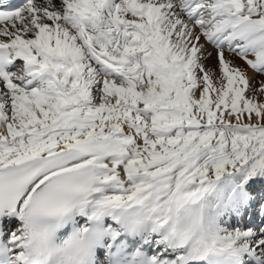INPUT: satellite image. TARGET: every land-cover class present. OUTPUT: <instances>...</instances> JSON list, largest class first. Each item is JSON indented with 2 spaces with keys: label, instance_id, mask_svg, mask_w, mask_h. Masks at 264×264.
Instances as JSON below:
<instances>
[{
  "label": "snow or ice",
  "instance_id": "obj_1",
  "mask_svg": "<svg viewBox=\"0 0 264 264\" xmlns=\"http://www.w3.org/2000/svg\"><path fill=\"white\" fill-rule=\"evenodd\" d=\"M0 264H264V0L0 4Z\"/></svg>",
  "mask_w": 264,
  "mask_h": 264
}]
</instances>
